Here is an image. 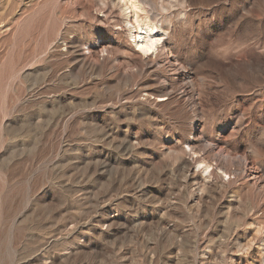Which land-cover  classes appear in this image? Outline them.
<instances>
[{
  "label": "rangeland",
  "instance_id": "374dc122",
  "mask_svg": "<svg viewBox=\"0 0 264 264\" xmlns=\"http://www.w3.org/2000/svg\"><path fill=\"white\" fill-rule=\"evenodd\" d=\"M119 3L0 0V264H264V0Z\"/></svg>",
  "mask_w": 264,
  "mask_h": 264
},
{
  "label": "bare ground",
  "instance_id": "6f19581e",
  "mask_svg": "<svg viewBox=\"0 0 264 264\" xmlns=\"http://www.w3.org/2000/svg\"><path fill=\"white\" fill-rule=\"evenodd\" d=\"M148 2L149 0H120V3L118 4L121 14L124 16L123 18H125V21H123L126 24H124L127 25L126 28L130 31L129 35L131 36L132 42L143 56L155 54L158 51L161 53L165 51L163 43L165 39L164 36H166L164 34L165 32L160 33L162 28L159 27L158 20L155 21L150 17L147 10L148 7L146 8ZM159 98L161 100L163 99V96L160 95ZM195 152L196 151L193 153L194 155L196 154ZM202 159L198 162L199 165H203L205 170H209L212 165L211 161L208 162L209 160L206 161L204 158Z\"/></svg>",
  "mask_w": 264,
  "mask_h": 264
}]
</instances>
